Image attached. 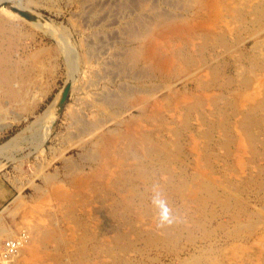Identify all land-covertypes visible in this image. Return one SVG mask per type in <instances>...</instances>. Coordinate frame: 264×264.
Returning <instances> with one entry per match:
<instances>
[{
	"label": "rangeland",
	"instance_id": "374dc122",
	"mask_svg": "<svg viewBox=\"0 0 264 264\" xmlns=\"http://www.w3.org/2000/svg\"><path fill=\"white\" fill-rule=\"evenodd\" d=\"M0 198L20 264H264V0H0Z\"/></svg>",
	"mask_w": 264,
	"mask_h": 264
},
{
	"label": "built area",
	"instance_id": "2783aa9c",
	"mask_svg": "<svg viewBox=\"0 0 264 264\" xmlns=\"http://www.w3.org/2000/svg\"><path fill=\"white\" fill-rule=\"evenodd\" d=\"M28 241V234L21 230L16 235L0 241V264H20L19 251Z\"/></svg>",
	"mask_w": 264,
	"mask_h": 264
},
{
	"label": "clouds",
	"instance_id": "9594fccd",
	"mask_svg": "<svg viewBox=\"0 0 264 264\" xmlns=\"http://www.w3.org/2000/svg\"><path fill=\"white\" fill-rule=\"evenodd\" d=\"M153 203L154 205H156L159 209V223L161 226L168 224L170 225L171 223H173L174 217L171 214V210L169 209V207L167 206L166 201L161 200L159 198V196L157 195L154 199H153Z\"/></svg>",
	"mask_w": 264,
	"mask_h": 264
},
{
	"label": "crops",
	"instance_id": "0c3cea01",
	"mask_svg": "<svg viewBox=\"0 0 264 264\" xmlns=\"http://www.w3.org/2000/svg\"><path fill=\"white\" fill-rule=\"evenodd\" d=\"M8 195H9V193L5 192L2 198H5V197L8 196ZM2 198H0V204H1V202H2Z\"/></svg>",
	"mask_w": 264,
	"mask_h": 264
},
{
	"label": "water",
	"instance_id": "95a60500",
	"mask_svg": "<svg viewBox=\"0 0 264 264\" xmlns=\"http://www.w3.org/2000/svg\"><path fill=\"white\" fill-rule=\"evenodd\" d=\"M67 88H68V87L65 86V87H64V91H65ZM64 94H65V92H64ZM64 94L62 93V98L64 97ZM62 98H61V99H62Z\"/></svg>",
	"mask_w": 264,
	"mask_h": 264
},
{
	"label": "bare ground",
	"instance_id": "6f19581e",
	"mask_svg": "<svg viewBox=\"0 0 264 264\" xmlns=\"http://www.w3.org/2000/svg\"><path fill=\"white\" fill-rule=\"evenodd\" d=\"M11 237V236H10ZM28 242V241H27ZM20 252H21V249H20V251H19V254H20ZM23 264V263H22Z\"/></svg>",
	"mask_w": 264,
	"mask_h": 264
}]
</instances>
